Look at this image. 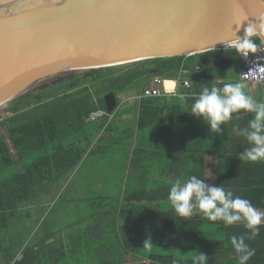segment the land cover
Instances as JSON below:
<instances>
[{"label": "trees", "instance_id": "obj_1", "mask_svg": "<svg viewBox=\"0 0 264 264\" xmlns=\"http://www.w3.org/2000/svg\"><path fill=\"white\" fill-rule=\"evenodd\" d=\"M250 39L256 48L264 47L260 38ZM238 66H242V58L235 50L219 49L189 57L70 71L40 84L41 89L63 85L53 90L51 97L36 100L33 92H27L10 102L5 116L0 112V129L7 134L6 138L0 133V264H12L16 259L23 240L16 236L20 213L28 211L42 190L60 188L84 163L92 165L93 161L95 167L105 164L102 156L121 154L130 156V162H110L112 172L108 174L117 183L119 179L123 183L126 176L127 182L119 186L116 195L101 198L106 199L103 205H108L104 215L119 234L114 239L118 248L113 257L53 261L47 258L51 255L45 248L33 243L15 264H126L123 254L151 264H194L199 254L207 257L205 264H240L241 253L232 246L233 237H243L255 250L247 264H264V221L258 233L253 234L243 221L232 225L210 221L198 209L190 217H181L168 199L177 180L183 182L196 176L209 186H222L233 196L249 200L258 212L264 213V160H242L241 150L228 147L230 120L221 124L219 131L212 130L203 117L191 114L192 107H182L180 98L161 96L140 100L134 107L138 109L136 130L128 128L118 134L119 138H115L116 128L108 118L101 124L89 121L97 111L113 115L120 107L118 95L143 93L155 78H187L192 88L182 87L179 92L200 95L202 87L222 88L217 82L228 81ZM197 67L202 68L198 76ZM183 70L190 74L181 77ZM110 93L118 101L111 114L104 101ZM195 100L189 98L187 103L192 106ZM212 167L214 175L209 174Z\"/></svg>", "mask_w": 264, "mask_h": 264}, {"label": "water", "instance_id": "obj_2", "mask_svg": "<svg viewBox=\"0 0 264 264\" xmlns=\"http://www.w3.org/2000/svg\"><path fill=\"white\" fill-rule=\"evenodd\" d=\"M262 25L264 0H0V109L65 72L219 50L250 26L264 43Z\"/></svg>", "mask_w": 264, "mask_h": 264}, {"label": "crops", "instance_id": "obj_3", "mask_svg": "<svg viewBox=\"0 0 264 264\" xmlns=\"http://www.w3.org/2000/svg\"><path fill=\"white\" fill-rule=\"evenodd\" d=\"M241 68L242 66H238L231 71L228 81H218L217 84H220L223 87L225 83L241 82L245 85V93L252 97L253 103H264V86H253L243 82L240 79ZM196 75L198 76L199 74ZM167 85L169 89L176 92L173 96L167 97L180 98L179 103H181V106L184 108L192 107L191 104L187 103L189 98L197 99L199 97V95L195 94L180 93L179 89L183 87L181 85H175L174 83H167ZM203 89L204 88L202 87L200 90L203 91ZM136 94V91H131L118 95L120 108L113 114V119L110 121V124H113L116 128L113 133L115 138L124 133L128 128L133 127L134 130H136L138 109H135L134 107L138 106L140 101H131V97ZM131 108H134V111H131ZM254 115V113L246 110H240L232 114L230 119L231 124L229 126L230 141L228 142V147L234 148L235 150H241L243 153L252 147L251 142L248 140V133L252 131L249 124L250 121L254 119ZM181 119L183 118L181 117ZM101 121L102 123L104 122V120L98 122L101 124ZM133 140H135V138H133ZM185 146L186 145L183 144L180 145V147ZM116 149L119 153L121 152L118 148ZM130 158V156L126 157L122 154L121 156L117 155L116 157H108L107 155L102 156V162L105 164L110 162L121 164L123 162H130ZM210 161L214 162L213 159H210ZM212 164H215V162ZM87 165H89V162H87ZM87 165L84 163L80 169L69 175L65 182L62 183V185L60 184V188H45L39 193V203L47 204L50 207V211L46 213L47 215L43 216L41 222L38 224L40 226L35 227L30 234L23 237L21 246L22 252L24 249L28 248L29 245L36 243L50 253L51 257L47 258L53 259V261L107 260L113 257L114 250L118 248L114 239H116L119 234L109 223L108 217L104 215L107 204L103 205V203L106 202V199L101 198L116 195L119 186L121 184L122 187L125 186V183L127 182L126 176L123 179V183H121V179H119V182L117 183V179H112L110 174L105 173L102 177H99L94 176L93 173L88 170L90 175L86 174V177L82 178L85 181V185L78 189H73L74 199L66 205L67 208H69L66 212L73 213L74 216L72 217L75 218V220L72 222L68 220L59 222L55 221L57 218V216H55V210L56 207L59 206V201L62 200L64 193H66L68 189L71 187L73 188L75 181H77L79 176L83 173V169H87ZM209 174L214 175L213 167L209 170ZM84 206L88 213L84 217H81V212L85 213ZM262 215H264V213ZM44 225H46V230L42 232V227ZM122 254L123 252L121 255ZM233 255L236 256V253H233ZM219 256L224 259V254H222V252H220ZM226 256L231 258L229 254ZM122 258L125 259L126 264L145 263L139 262V257L137 258L131 254H123ZM219 259L220 258L217 257V261ZM147 263L150 264L149 262Z\"/></svg>", "mask_w": 264, "mask_h": 264}, {"label": "clouds", "instance_id": "obj_4", "mask_svg": "<svg viewBox=\"0 0 264 264\" xmlns=\"http://www.w3.org/2000/svg\"><path fill=\"white\" fill-rule=\"evenodd\" d=\"M255 31V26L248 27L245 38L235 42L237 50L244 55L249 51H256V45L250 39ZM244 88L245 85L241 82L225 83L222 88L205 87L192 105L191 114L203 117L212 130L219 131L220 125L230 120L233 113L240 110L254 113V119L249 124L252 131L248 133L252 147L241 155V159L264 160V103H253L252 97L245 93ZM168 199L181 217H190L194 214V209H198L210 221L222 220L226 225L243 221L253 234L258 233L259 226L264 221V215L249 200L233 196L231 191H226L222 186H209L196 176L183 182L177 180L169 190ZM231 244L237 253H241L240 264H247L255 255V250L245 243L243 237H233ZM206 259L204 254H199L195 257L194 264H205Z\"/></svg>", "mask_w": 264, "mask_h": 264}, {"label": "rangeland", "instance_id": "obj_5", "mask_svg": "<svg viewBox=\"0 0 264 264\" xmlns=\"http://www.w3.org/2000/svg\"><path fill=\"white\" fill-rule=\"evenodd\" d=\"M41 83L42 82L34 84L29 89H27L24 92V94L27 93V92H33V94H32L33 99L42 100V99H46V98L51 97L54 94L53 90H57V89L63 87V85H59V86H57V89H55L54 87L47 88V89H41L40 88L41 87L40 86ZM133 97H131V101L134 102ZM8 106H9V104L5 105L4 107H2L0 109V112L2 113V115H4V112L8 108ZM96 124H100V122H97ZM0 133L5 135L6 138H7V134L5 132L1 131V129H0ZM93 164H94L93 161H92V165L91 164L87 165V163H86L87 169H83V171H82L83 173L79 176L77 181H75V184H74L73 188L71 187L70 189L67 190L66 193H64V195L62 197V200L59 201V206H57L56 210H55L56 211L55 216H57V218L55 220L56 222L65 221V220H68V221L72 222V221L75 220V218L72 217V216H74L73 213L66 212V210L69 209V208H67L66 205L69 204V202L74 199V197H73L74 196L73 189L74 188L78 189V188L83 187L85 185L84 184L85 181L82 178L86 177V174H89V171H91L94 176H99V177H102L103 174H105V173L108 174V172L109 173L112 172V171H110V164L109 163L108 164L99 163L95 167H93ZM39 200L33 201V204L28 206L29 209H28L27 212L26 211L25 212L22 211L20 213V222H19L20 224H19L18 227H16L17 239L19 237L20 238L21 237H26L27 234H30L35 227L40 226L38 224L41 222L43 216L47 215L46 213H48L50 211V207L47 204H40ZM84 208H85V206H84ZM164 208H166V206H164ZM87 213H88V211L85 208V213L81 212V217H84L85 215H87ZM28 215H30L31 218L30 217L28 218ZM24 220H25V222H24ZM22 225H23V229H22ZM45 230H46V225H44L42 227V232L45 231ZM16 242H19V240H16ZM0 245H1V243H0ZM4 250H5L4 252H6L5 248H4ZM21 250L22 249L19 250L18 254L21 252ZM2 253H3L2 252V246H0V254H2ZM144 264H148V263L145 262Z\"/></svg>", "mask_w": 264, "mask_h": 264}, {"label": "built area", "instance_id": "obj_6", "mask_svg": "<svg viewBox=\"0 0 264 264\" xmlns=\"http://www.w3.org/2000/svg\"><path fill=\"white\" fill-rule=\"evenodd\" d=\"M236 42V41H235ZM235 42L226 44L222 49L224 50H235L240 54L242 58V68L240 79L253 86H264V47L256 48L255 52L249 51L247 55H244L242 52L237 50ZM202 68H196V74H201ZM189 72L183 70L181 72V77L188 76ZM167 83H174L175 85H182L185 89L189 90L192 88V82L187 78L174 81L163 80L162 78H155L152 81V86L144 90L142 94H136L133 97V100L139 102L143 98H154L161 96H173L176 92L169 89ZM108 116V117H107ZM108 118V122L113 119V115H108L104 111H97L90 115L89 121L98 122ZM23 258V252L21 251L17 254L16 259L12 262L15 264L16 261H19Z\"/></svg>", "mask_w": 264, "mask_h": 264}]
</instances>
